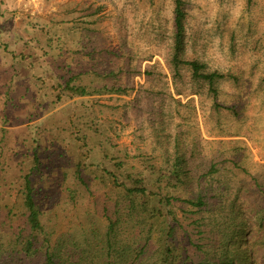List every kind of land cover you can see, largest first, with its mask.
<instances>
[{"label":"rangeland","instance_id":"1","mask_svg":"<svg viewBox=\"0 0 264 264\" xmlns=\"http://www.w3.org/2000/svg\"><path fill=\"white\" fill-rule=\"evenodd\" d=\"M173 1L0 0V44L7 48L0 58L1 262L28 236L21 190L35 154L41 170L31 179L34 198L51 241L61 235L80 240L92 230L105 232L107 210L113 209L119 191L106 180L103 168L117 174L114 163L123 164V172L144 175L143 185L159 191L160 183L172 178L161 170L174 155L177 141L183 148L196 146L204 165H218L221 172L214 176L227 182L232 194L244 188L239 199L245 217H251L255 203L260 204L261 199L248 190H256L259 184L264 191V0H184L182 58L197 60L207 71L226 76L217 82L216 101L207 86L193 81L188 67H181L177 76L170 64ZM72 27L95 34L93 59L68 53L56 61L53 40ZM59 61L65 65L61 67L77 72L115 70L119 76L115 80L124 90L120 95L86 99V104L92 100L93 110L78 112L80 140L73 134V111L64 105L67 101L48 100L43 105L47 116L38 123H31L39 118L37 112L29 118L17 110L21 105L13 104V88H22L24 93L31 81L44 87L42 95L50 91L48 80L38 78L56 76ZM2 63L11 66L4 70ZM13 72L20 75L14 83L10 81ZM33 72L38 74L35 78ZM230 107L237 109V116L227 110ZM115 123L117 131L112 129ZM105 153L109 158L103 160ZM232 160H237L240 169H231ZM146 164H152L155 171H147ZM78 166L81 179L75 176ZM123 175L124 182L133 185ZM232 199L230 195L228 202ZM152 205L158 208L156 201ZM172 210L178 220L176 247L190 254L189 264H209L206 257L216 247L205 234L197 233L209 232L203 227V217L180 202H173ZM172 221L171 216L154 218L147 257L155 251L163 254L167 224ZM246 239L259 259L264 254V233L253 228Z\"/></svg>","mask_w":264,"mask_h":264},{"label":"trees","instance_id":"2","mask_svg":"<svg viewBox=\"0 0 264 264\" xmlns=\"http://www.w3.org/2000/svg\"><path fill=\"white\" fill-rule=\"evenodd\" d=\"M173 5L174 36L170 64L173 66L174 73L178 76L181 67H188L193 81L207 86L209 93L216 101L217 82L226 76L216 71H207L206 65L197 60H183L186 39L185 3L184 0H174ZM83 20L85 18L79 19V21ZM89 32L87 28L82 30L79 27L67 28L63 37L58 36L57 40H53L56 61L68 53L93 59L96 54L94 52L97 51L94 39L96 36L94 33L87 35ZM77 35L79 38H76ZM86 36L88 39H85ZM87 46L92 47L90 51H87ZM6 51L7 48H5ZM58 63L55 65L56 76H50L56 81L53 85V92L57 102L65 99L123 94L124 90L115 80L119 77L116 76L115 70L98 71L93 68L91 72L84 73L77 72L69 66L61 67ZM146 74H149V70ZM91 75L92 79H90ZM227 110L238 115L234 107L227 108ZM89 112L87 110L84 114H89ZM79 118L76 112L70 118L73 134L78 140L80 138L77 136L79 129L76 127V120L78 122ZM90 126L93 128V124ZM112 126V129L117 131L116 123ZM89 151L88 149V154ZM85 158L88 160L90 157L86 155ZM107 158H109L108 154L105 153L103 160ZM33 161L32 170L24 177L21 190L27 211L28 236L21 244L18 243L16 246L18 248L14 250L15 253L6 258L4 262L0 260V264H189L190 254L183 253L182 246L176 247V241H179L176 238L178 220L175 219L172 210L173 202L183 203L194 214L203 217V227L209 232L198 230L197 233L205 234L209 240H213L216 247L212 251V260L211 256L206 257L209 264H264V254L257 259L254 245L246 239V235L253 228L257 232L264 233V191L261 190L259 184L255 186L256 190H248L253 196L255 194L256 199L261 200L260 204L255 203L251 208L249 212L251 217H245L246 212L239 199L244 188L239 187L236 194H232L227 182L218 180L214 176L221 172L218 165H204L201 158H198L196 146L193 150L183 148L182 144L177 141L174 155L167 158V165L161 170L163 175L172 178L166 184L161 182L159 191H153L143 185L144 175L123 172L125 168L123 164L114 163L117 174L103 168L102 173L106 176V180L118 189V197L114 199L113 209L107 210L110 215L106 213L105 232L92 230L89 234L80 237V240L77 237L66 238L61 235L58 239L51 241L40 219L31 180L34 172L41 170V161L37 154L34 155ZM230 164L232 170L240 169L237 160H232ZM146 170L154 172L155 168L152 164H146ZM124 173L127 179L132 180L133 185L128 186L124 182ZM75 176L81 179L79 166ZM104 181L105 179L102 178L101 182L104 183ZM230 195H233V199L229 203ZM154 201L158 208L152 205ZM156 216H171L173 223L167 224L165 235L167 244L163 254L155 251L154 255L147 257V247L153 236V221Z\"/></svg>","mask_w":264,"mask_h":264},{"label":"crops","instance_id":"3","mask_svg":"<svg viewBox=\"0 0 264 264\" xmlns=\"http://www.w3.org/2000/svg\"><path fill=\"white\" fill-rule=\"evenodd\" d=\"M5 44L2 45L0 44V58H2L3 54H5ZM62 63L63 62H60L59 61V66L61 65L62 66ZM2 68L5 70V67L6 69H8V67L11 66V64L9 66H4L5 64L2 63ZM15 75V76H14ZM38 75L37 73L33 72V78H35L34 76ZM20 76V75H19ZM18 75L16 76V73L13 72V74L11 75L10 77V81L12 83H14V80L19 77ZM32 78V79H33ZM38 80L42 81V82H49V86L51 87L50 91L49 90H46V94L45 95H42V88H39V83L35 82V81H31L28 88H24V93H22V88L19 90L14 87L13 90L15 92H13L12 94H14V102L13 104L15 105H21V108L20 109H17L19 111H22V112H25V114H27V116L30 118V115L31 114H35V112H37L39 118L36 119L35 121L31 122V123H38L37 121H41L44 117H46L47 115L43 112V105L48 103L47 101L48 100H52V102L55 101V93L53 92V85H55L56 81L54 79H52L49 75L48 76H45V77H42L40 75V78H38ZM15 86V85H13ZM27 91V94H25V92ZM44 91V90H43ZM17 96V97H16ZM97 96H94V97H91L93 99H95ZM99 97V96H98ZM89 98V99H91ZM86 99L87 98H76V99H73V100H63L62 102H58V103H64L66 102V104L64 103V105H67L68 107L72 108L71 110L73 111V114L72 115H75V112L78 115V112H83L85 113L87 110L91 112L92 109V106H93V103H92V100H90L89 104H86ZM21 101V102H19ZM95 101V100H94ZM18 102V103H17ZM20 103V104H19ZM22 103V104H21ZM84 103V104H83ZM86 105V106H85ZM55 106V105H54ZM16 109V108H14ZM56 111V110H55ZM54 111V112H55ZM53 112V113H54ZM45 115V116H44ZM71 115V116H72ZM53 116V114H52ZM70 116V118H71Z\"/></svg>","mask_w":264,"mask_h":264}]
</instances>
